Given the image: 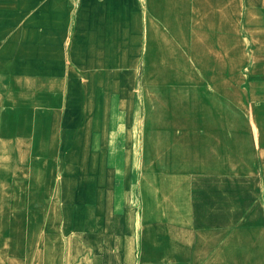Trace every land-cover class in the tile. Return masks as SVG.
Masks as SVG:
<instances>
[{"label": "rangeland", "instance_id": "rangeland-1", "mask_svg": "<svg viewBox=\"0 0 264 264\" xmlns=\"http://www.w3.org/2000/svg\"><path fill=\"white\" fill-rule=\"evenodd\" d=\"M14 1L0 0V91L16 108L17 127L10 144L0 143L1 250L9 233L23 230L14 224L71 218V207L63 208L72 203L68 194L77 199L75 189L83 181L90 186L76 172L84 165L72 161L70 141L55 130H32V109L43 102L34 91L42 70L24 64L40 58L39 50L29 49L30 42L40 43V26L28 33L37 15L6 14L39 6ZM149 1L174 37V63L181 66L171 70L181 84L157 99L145 93L148 114L138 135L144 156L160 162L112 165L128 177L118 176L112 186L119 201L120 187L136 189L131 171L137 168L188 175L193 208L160 234L139 264H264V0ZM25 70H31L33 86L27 100ZM63 185L69 188L65 195Z\"/></svg>", "mask_w": 264, "mask_h": 264}, {"label": "crops", "instance_id": "crops-1", "mask_svg": "<svg viewBox=\"0 0 264 264\" xmlns=\"http://www.w3.org/2000/svg\"><path fill=\"white\" fill-rule=\"evenodd\" d=\"M27 3L39 10L6 15H37L28 33L37 31L35 24L40 26V43H29L31 51H40V58L34 65L24 64L25 69L42 70L34 91L39 93L35 99L43 102L31 108L32 130H55L58 138L70 141L72 161L84 165L76 172L83 173L90 186L83 181L75 189L77 199L68 194L72 203L63 208L71 207V218L28 219L12 225L23 230L9 233L10 241L0 248V264H139L160 234L193 208L188 175L137 168L131 171L136 189L120 187L119 201L112 186L113 179L123 177L112 165L160 162L144 156L138 133L148 114L146 91L157 99L162 90L181 84V77L171 70L181 66L174 63V37L161 27L163 18L149 0ZM54 26L58 27L53 30ZM29 76L31 70H25L24 100L32 99ZM5 95L0 91V143H9L17 128L16 108L4 102ZM53 124L56 129L47 128ZM67 187L63 185V195Z\"/></svg>", "mask_w": 264, "mask_h": 264}]
</instances>
